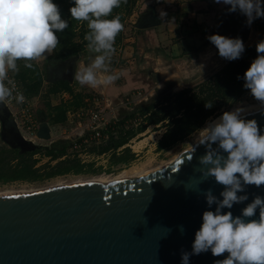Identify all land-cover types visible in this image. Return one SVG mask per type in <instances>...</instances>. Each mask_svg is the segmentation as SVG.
I'll return each mask as SVG.
<instances>
[{
	"label": "water",
	"instance_id": "1",
	"mask_svg": "<svg viewBox=\"0 0 264 264\" xmlns=\"http://www.w3.org/2000/svg\"><path fill=\"white\" fill-rule=\"evenodd\" d=\"M147 18L138 29L158 25ZM76 62L71 61L72 77ZM0 111L10 116L2 102ZM243 116L264 126L260 108ZM37 135L52 141L47 121L40 123ZM197 140L172 163L138 178L0 196V264H180L181 252H191L202 213L208 210L204 191L211 188L222 199L224 187L199 172L198 158L206 149ZM23 144H31L32 151L43 147ZM244 192L248 200L233 204L234 216L254 196H264V185H247ZM258 215L259 209L253 218ZM225 256L227 252L213 256L209 250L190 256L189 264H213Z\"/></svg>",
	"mask_w": 264,
	"mask_h": 264
},
{
	"label": "clouds",
	"instance_id": "2",
	"mask_svg": "<svg viewBox=\"0 0 264 264\" xmlns=\"http://www.w3.org/2000/svg\"><path fill=\"white\" fill-rule=\"evenodd\" d=\"M122 0H70L68 12L77 21L87 22V47L94 52L91 62L83 61L74 79L82 86L107 87L119 78L109 70L108 61L115 52V38L124 24L119 14L113 15ZM229 6L228 12H239L245 23L264 17V0H213ZM162 14L166 16L163 11ZM68 27L54 0H0V102L13 97L23 103L25 96L15 90L9 72L19 71L18 61L32 68V60L51 53L59 43L57 33ZM225 60L240 58L245 50L242 38L211 34L206 37ZM256 57L245 70L243 87L260 102L264 114V39L256 43ZM203 66V65H202ZM211 108L212 104H205ZM244 107H235L206 122L199 129L198 145L206 152L200 156L199 172L223 185L219 199L211 188L203 193L208 210L202 213L200 227L194 233L191 252L182 251L180 264H189L190 256L211 251L213 256L227 252L213 264H264V196L256 195L240 211H230L234 203L248 200L247 185H264V126L255 118L243 116ZM215 144V147L213 146ZM194 151V148H193ZM244 193V194H238ZM215 204V209L211 206ZM229 209V211H222ZM259 209L258 218L255 217ZM251 218V219H249ZM181 231L183 227L181 226Z\"/></svg>",
	"mask_w": 264,
	"mask_h": 264
},
{
	"label": "rangeland",
	"instance_id": "3",
	"mask_svg": "<svg viewBox=\"0 0 264 264\" xmlns=\"http://www.w3.org/2000/svg\"><path fill=\"white\" fill-rule=\"evenodd\" d=\"M151 1L155 3H151ZM159 4L158 0H135L130 13H126L124 7L120 9V13L125 19L123 22L124 28L115 38V52L112 54L110 61H108V66L110 71L119 73V78L112 83L114 84L113 86L127 89L118 93V95H114V97L124 103L119 109L116 108L113 112H109L106 116L108 119L112 118V116L118 117L121 113L120 111L130 110L132 107L141 104L140 102L144 103L148 102L152 97H160L163 94L162 92L166 91V93L175 94L184 89L195 88L224 69L229 62V60H225L218 55V50L206 38L211 34L237 36V29L232 24L225 22L226 19H230L232 16L225 15L226 12L223 11L219 4L215 3V10H212L213 12L215 11L212 14L213 23H209V27L206 24V28L203 27V30L201 28H188V25H186V28H184V25L177 27L176 23L172 21L173 19L170 22V30L165 27L138 29L137 25L141 23L139 20L146 16L147 11H150V15L154 16V18L159 19L158 14L154 12L155 10L152 11V8L158 9ZM242 16L244 15L242 14ZM245 21L246 17L240 24V29L242 30L241 38L245 45V50L240 58H247L249 61L250 58H254L251 57L252 53L256 55V43L264 39V32L253 28V22L246 28ZM83 28H87V22L80 21L76 27L77 42L81 40L80 34ZM166 32L170 36L169 42V39H166ZM162 34H165V36ZM89 53L91 52L85 51L82 54L87 59V63H90L93 57ZM46 55L49 56L47 61L46 57L43 58L45 60L43 62L36 59L31 61L32 64H36L43 71L44 83L37 97L28 98L35 105L33 108L34 116L41 120L45 118L48 120V116L51 119L56 114L55 106L70 100L69 94H66L64 98L61 97L62 95L54 98L50 94L49 69L52 66V62L55 61L53 59L54 52L46 53ZM112 84L109 87L107 86L109 91L114 89ZM105 88H91L85 85L84 90L87 95L95 90L99 94H102L101 91H103L106 98H108L110 93ZM74 93L77 94L78 92ZM102 95L104 97V94ZM127 103L132 105L127 107ZM255 105H260V102L247 90L231 102L221 106L207 121L219 117L223 111L232 110L238 106L247 108ZM138 119L141 123V118ZM76 121L74 119L73 124L67 121L61 126L50 124L53 127V136L73 143L76 141L78 133L85 128V123H82L81 130L78 129L77 131ZM166 125L167 123L165 122L160 128H165ZM205 125L206 123L201 128ZM160 128L151 127L148 129V133L141 135L133 143H129L130 147L127 148L130 149V152H124L121 156L113 154L111 163L118 162L120 164L113 168H110V165L106 163L107 157L104 160L102 158L98 160V154L92 151L95 145L90 146L87 154L83 153L79 156L81 163L85 166V170L78 174L74 173L76 168L79 167L78 162L67 160L54 168L51 167L54 160L48 159L42 152L35 156L36 163L33 157L23 154L19 163L10 165V158L12 157H7L6 159L8 153L5 152L6 147L0 141V194L14 191H37L59 184L65 186L73 185L99 178L111 181L122 175L130 177L138 173H148L174 161L181 152L190 149L195 140L199 138L200 130L198 129L183 140L173 144L169 149L159 150L158 141L156 142V137L158 136L156 132L160 131ZM41 144L49 146L50 142H42ZM70 148L71 146L65 153V159L78 156V154H69L71 152ZM131 154L134 156L136 154V156L132 157ZM65 159L63 158L62 160ZM128 159H132V162L125 165L122 164ZM98 163L108 164L107 169L99 168ZM91 164H93V167L90 166Z\"/></svg>",
	"mask_w": 264,
	"mask_h": 264
},
{
	"label": "trees",
	"instance_id": "4",
	"mask_svg": "<svg viewBox=\"0 0 264 264\" xmlns=\"http://www.w3.org/2000/svg\"><path fill=\"white\" fill-rule=\"evenodd\" d=\"M54 2L58 4L62 16L68 20V27L62 32L57 33L59 43L55 51L53 49V52L56 58L71 59L85 50L87 41L84 37L89 29L83 28L80 34L81 40L77 42L76 27L80 21L72 18L68 12L70 0H54ZM134 3L135 0H122L120 6L113 9L112 14H119L123 23L125 19L120 13L121 7H124L126 13H130ZM258 29L264 32V22L258 26ZM256 55L252 53L251 57L255 58ZM254 58H250V60ZM250 60L248 61L247 58L243 57L239 60H231L224 69L195 88L184 89L175 94L166 93L165 91L162 92L163 94L161 93L162 95L160 97H152L148 102L134 106L131 111L122 110L118 119L119 129L117 137H112L111 146L114 148L121 147L126 144L128 140L145 131L147 126L160 125L166 122V131L158 143V149H169L176 142L183 140L200 129L221 106L231 102L234 98L242 95L248 90L243 87V79H238L237 77L238 75L243 77L245 70L251 63ZM17 63L18 66H20L19 71L15 72V77L21 81L25 94L28 97L38 95L42 87V77L39 69L35 65H33L32 68L24 67V61L22 60ZM63 92L69 93L72 98L69 102H61L55 106L54 110L56 114L51 118L53 124H64L67 120V113L70 110L81 108L84 104L83 97L80 94H74L68 82L54 84L50 88V94L54 98H57L58 95ZM205 104H212V107L206 108ZM48 117L50 118V116ZM138 118L144 119L139 126L131 127L130 129L126 128L129 120ZM67 142L69 145L71 144V142L66 141V143ZM68 144L64 146L67 147ZM46 149L48 151L47 154L53 159L62 158L67 152L66 149L59 153H56L52 148L49 149L47 147ZM107 150H109V147L104 148L101 152ZM127 152H130V150H127ZM67 160L79 163L77 159H66L59 161L55 166L51 167L55 168ZM128 161H130V159L124 161L122 164ZM116 164L119 163L117 162ZM84 168L85 166L79 163V167L76 168V172L74 173H81L84 171Z\"/></svg>",
	"mask_w": 264,
	"mask_h": 264
},
{
	"label": "crops",
	"instance_id": "5",
	"mask_svg": "<svg viewBox=\"0 0 264 264\" xmlns=\"http://www.w3.org/2000/svg\"><path fill=\"white\" fill-rule=\"evenodd\" d=\"M159 1V6H158V9H154V8H152V11L153 10H155L154 12L155 13H157L158 14V20L156 19V18H154V16H152V15H150L151 14V12L149 11H147L146 12V16L145 17H147V16H152L153 17V19L154 20H156V22H158V25L157 26H155V27H150V28H146V29H155V28H161V27H165V28H168L169 30H170V22H172V21H174L175 23H176V25H177V27L178 26H182V25H184V28H186V25H188V28H201L202 30H203V27L204 28H206V24H207V26L209 27L210 25H209V23L211 24V23H213V21H212V19H213V15L212 14H214L215 13V11L213 12L212 10H215V3L213 2V0H158ZM151 3H155L154 1H151ZM222 8H223V11H225L226 13L228 12L227 11V9L226 8H228L229 6H227V5H224V4H219ZM149 7H151V6H149ZM165 12L166 13V16H164L163 14H162V12ZM222 11V10H221ZM145 12V11H144ZM135 13V12H134ZM143 13V12H142ZM144 16H143V18H145ZM142 18V19H143ZM142 19L141 20H139V22H141L142 21ZM173 19V20H172ZM172 20V21H171ZM180 21H183V22H180ZM139 25V24H138ZM137 25V26H138ZM176 27V26H175ZM180 28V27H179ZM170 32V31H169ZM163 36H165V34H162ZM169 35L167 34V32H166V39H169ZM170 41V39L168 40V42ZM80 42V41H79ZM190 43V42H189ZM87 46V45H86ZM86 46H85V50L84 51H82L79 55H77V56H74V57H72L71 58V60L73 59V58H77V62H76V70H78L79 69V67H80V64H81V62L83 61L85 64H87V59H85V57H83V53L85 52V51H88L87 49H86ZM177 46V45H176ZM174 47V46H173ZM52 52H53V50H52ZM51 52V53H52ZM88 52H90V51H88ZM90 55H92L93 57H94V55H95V53L94 52H91V53H89ZM49 55V54H48ZM48 55H46L45 54V56L44 57H42V58H38V59H36V60H38V61H45L43 58H45L46 59V61L48 60V58H49V56ZM48 56V57H47ZM54 58V60H55V62L57 61L58 63H61V62H63L64 60H66V59H63V58H56L55 57V55L53 56ZM33 65H35V66H37L36 64H33ZM51 67H53V66H51ZM50 67V68H51ZM37 68L39 69V71H40V75H41V77H42V85H43V83H44V73H43V71L39 68V66H37ZM11 74H13L14 76H15V73H12V72H10ZM49 76H50V74H49ZM18 79V78H17ZM19 80V79H18ZM20 81V80H19ZM21 82V81H20ZM64 82H68L69 83V85H70V87H71V89L73 90V89H75V91H73V92H78L77 94H80L82 97H83V101L85 100V95L86 96H88L86 93L87 92H85V90H84V87H85V85L84 86H82V85H80L75 79H74V76L69 80V81H65V80H63V79H58V78H52V79H50L49 80V83L51 84V86H53L54 84H61V83H64ZM22 85V84H21ZM114 84H112V86H113ZM109 87V86H108ZM108 87H106L105 88V90H107V91H109V88ZM114 87V86H113ZM124 88V89H123ZM22 89H23V93H24V95L27 97V98H34V97H37L38 95H39V93H38V95H36V96H33V97H28L26 94H25V92H24V88H23V86H22ZM125 89H127V88H125V87H117L116 86V88L114 87V89H111V91H109L108 93H110V96L108 97V98H106V96H105V93L103 92V91H101V93L102 94H104V98L105 99H107V100H110L114 105H115V109L116 108H120V107H122V105L121 104H123L124 102H122L121 100H119L117 97H114V95H118V93H121L122 91H125ZM104 90V91H105ZM95 91H97V90H95ZM66 94H69V93H67V92H63V93H60L58 96H60V95H62L61 97L62 98H64L65 96H66ZM74 94H76V93H74ZM69 96H70V100L69 101H71V95L69 94ZM68 101V102H69ZM64 102H66V101H64ZM140 103H142V102H140ZM129 105H132L131 103L130 104H128V106L127 107H129ZM137 106V105H136ZM132 107V106H131ZM133 108V107H132ZM132 108L130 109V108H128V109H130V110H127V111H131L132 110ZM114 109V110H115ZM113 110V111H114ZM72 111V110H71ZM75 111V110H74ZM113 111H111V112H113ZM121 112V111H120ZM120 116V115H119ZM119 116L117 117V120L119 119ZM48 118V120L45 118V119H39L38 118V120L40 121V123L41 122H43V121H47L48 123H49V125L50 124H52L53 126H55V125H63V124H53V122L51 121V119L49 118V117H47ZM144 119L143 118H141V121H143ZM67 121H68V113H67V120H66V122L65 123H67ZM64 123V124H65ZM142 123V122H141ZM144 123V122H143ZM158 125H149V126H147L146 127V130L145 131H143L142 133H139V134H137L134 138H132L131 139V141L129 142V143H133V141H135L138 137H140L141 135H144V134H146V133H148L149 131H148V129L149 128H151V127H153V128H156ZM51 127V126H50ZM52 128L53 127H51V134H52V141L50 142V145L49 146H45V144H39V145H41V146H43V147H41L40 149H38V150H35V155L33 156V158L35 159L34 161H35V163H36V158H35V156L37 155V154H39L40 152H42L43 153V155H46V157L48 158V159H52V160H54L53 162H52V166H55L59 161H61L62 160V158H58V159H53L50 155H48L47 153H48V151H47V147L49 148V149H54L55 150V152L56 153H59V152H61V151H63L64 149H66L67 151H68V148L72 145V143L69 145L68 144V142L66 143V141H64V140H66V139H59V138H57V137H54L53 136V133H52ZM56 129V128H55ZM118 129H119V125H118V121L116 122V124H111V125H109V127H108V134H109V139L108 140H106V141H104L101 145H99V146H95L94 148H92V151L93 152H95V153H97L98 154V156H100L101 154H103V153H105V152H109V150H111V149H114V150H116L117 148H114V147H112L111 146V142H112V137H117V133H118ZM124 129H125V127H124ZM126 131V130H125ZM158 141V143H159V141L160 140H157ZM156 141V142H157ZM69 142H71V141H69ZM44 143V142H43ZM158 143H157V145H158ZM66 144H68V146L67 147H65L64 145H66ZM126 146V149H123L124 147ZM109 147V150H107V151H105V152H101V150H103L104 148H108ZM127 147H130V144H128V145H123L122 147H118V149L116 150V154H119V155H121V154H123V152H127V150H130L129 148H127ZM123 149V150H122ZM121 150V151H120ZM47 151V152H46ZM133 157H135L136 156V154H135V156L133 155V154H131ZM101 157V156H100ZM107 157V159H108V156H106ZM105 158V155L102 157V159H104ZM132 162V159L130 160V161H128L127 163H125V164H129V163H131ZM55 163V165H53ZM40 164V163H39ZM99 164H103V163H99ZM124 164V165H125ZM36 168H37V165H36Z\"/></svg>",
	"mask_w": 264,
	"mask_h": 264
},
{
	"label": "built area",
	"instance_id": "6",
	"mask_svg": "<svg viewBox=\"0 0 264 264\" xmlns=\"http://www.w3.org/2000/svg\"><path fill=\"white\" fill-rule=\"evenodd\" d=\"M262 22H264V17L253 20V28L259 30L258 26ZM9 78L14 82L16 86L15 90L23 93L21 82L10 72ZM2 103L14 117L25 141L31 142L32 144L36 145H39L41 142H43L38 138L37 135L40 121L37 117L34 116L33 108L35 105L33 104L32 100L28 99L25 96V100L23 103H17L13 96L5 98ZM128 104L129 103H127V105ZM114 109L115 105L110 100L105 99L102 94L94 91L85 97L84 104L81 108L75 111L70 110L68 112V122L73 124L74 119H76V130H81L82 123H85V128H83L82 132L78 133L76 141H74L71 145V152H69V154H78V156H81L83 153L87 154L88 148L90 146H99L102 144V142L108 140L110 138L108 134V127L112 123L116 124L118 120L116 116H112V118L110 119H108L106 116ZM140 124L141 123L139 122V119L129 120L126 128L130 129L134 126L137 127ZM161 125L162 123L156 128H160ZM160 129V131L156 132L158 134V136L156 137V141L161 140L163 134L166 131V128Z\"/></svg>",
	"mask_w": 264,
	"mask_h": 264
},
{
	"label": "flooded vegetation",
	"instance_id": "7",
	"mask_svg": "<svg viewBox=\"0 0 264 264\" xmlns=\"http://www.w3.org/2000/svg\"><path fill=\"white\" fill-rule=\"evenodd\" d=\"M225 15L232 16V18L226 19L225 22L232 24L233 27L235 29H237V36H239L241 38L242 30L240 29V24H242L245 17L242 16V14L239 13L238 11L237 12H227ZM142 22L143 23L149 22V19L147 17H145L142 19ZM246 28H248L247 24H246ZM227 36L232 37L230 35H227ZM71 61H72L71 59H66L61 63H58L57 61L56 62L53 61L51 64L53 67H51L49 69L50 79L56 77L58 79H63L65 81H69L72 78V74H71L72 63H71ZM23 140L24 139H23L22 134L19 130V126H18L17 122L15 121L14 117L11 115V113H10V116L8 117L6 114H4L2 111H0V141L6 147L5 152L8 153V155L6 156V159H7V157H12V158H10L11 159L10 165H16L17 163H19L23 154L30 155L31 157H33L36 154L35 151H32L33 146L31 144L30 145L23 144ZM130 141H131V139L128 140V142L124 145H128ZM123 149H126V146ZM116 150L111 149V150H109L108 153L105 152V153L101 154L100 155L101 157L99 156L98 160L105 155V157L109 156V158L106 160V163H108L110 165V168H113L115 166L120 165V164H116V163H114V164L111 163L112 155L116 154L115 153ZM123 154H124V152H123ZM123 154H121V155H123ZM116 155H119V154H116ZM63 158L65 159L66 155H64L62 157V159ZM67 159H77L79 161V163L81 165H83L81 163L79 156H75V158L69 157ZM102 160H104V159H102ZM91 165H92L91 167H93V164H91ZM107 165L99 164V168L102 169V167H103V169H107ZM84 170H85V168H84Z\"/></svg>",
	"mask_w": 264,
	"mask_h": 264
},
{
	"label": "bare ground",
	"instance_id": "8",
	"mask_svg": "<svg viewBox=\"0 0 264 264\" xmlns=\"http://www.w3.org/2000/svg\"><path fill=\"white\" fill-rule=\"evenodd\" d=\"M260 108V105H255V106H251V107H247L245 108V111H249V110H253V109H258ZM177 158V157H176ZM173 162V161H172ZM170 162V163H172ZM169 164V163H168ZM147 173V172H146ZM146 173H138V174H135L134 176H130V177H125V176H120L118 178H115L114 180H120V179H125V178H129V179H132V178H138V177H141V176H144ZM112 181V180H111ZM110 182L109 180L105 179V178H99V179H94L92 181H89V182H86V183H83V182H79V183H76V184H73V185H66V186H77V185H81V184H106ZM62 186H65V185H57V186H54V187H51V188H60ZM49 188V189H51ZM48 189V188H47ZM47 189H41V190H37V191H14V192H6V193H2L0 194V196H4V195H15V194H29V193H36V192H40L42 190H47Z\"/></svg>",
	"mask_w": 264,
	"mask_h": 264
}]
</instances>
